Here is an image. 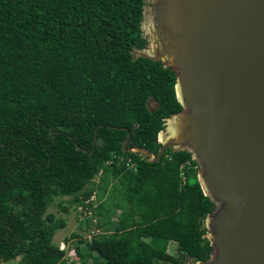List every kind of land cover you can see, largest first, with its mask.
I'll return each mask as SVG.
<instances>
[{
	"label": "trees",
	"instance_id": "1",
	"mask_svg": "<svg viewBox=\"0 0 264 264\" xmlns=\"http://www.w3.org/2000/svg\"><path fill=\"white\" fill-rule=\"evenodd\" d=\"M143 4L0 0V264L209 257L204 218L213 203L191 155L168 148L151 163L121 148L128 133L127 147L157 153L165 119L181 110L174 72L131 53L146 44ZM92 194L97 220L86 225L101 230L79 239L68 259L53 242L66 219L48 207L57 196L86 206Z\"/></svg>",
	"mask_w": 264,
	"mask_h": 264
},
{
	"label": "water",
	"instance_id": "2",
	"mask_svg": "<svg viewBox=\"0 0 264 264\" xmlns=\"http://www.w3.org/2000/svg\"><path fill=\"white\" fill-rule=\"evenodd\" d=\"M140 28L146 44L131 53L174 72L181 110L157 153L127 147L128 133L122 150L152 163L171 148L197 163L213 207L210 254L194 264H264V0H144Z\"/></svg>",
	"mask_w": 264,
	"mask_h": 264
},
{
	"label": "rangeland",
	"instance_id": "3",
	"mask_svg": "<svg viewBox=\"0 0 264 264\" xmlns=\"http://www.w3.org/2000/svg\"><path fill=\"white\" fill-rule=\"evenodd\" d=\"M154 104L155 102L153 100H150V108H152ZM69 199V196L54 197L53 202L48 207V211L54 213L56 216L65 217L66 219V226L55 233L53 242L55 244H58V246L60 247H64L66 257L68 259H71L75 254L74 246L78 244L79 239L89 238V236H91L92 234L90 231L94 228L87 227L86 225V219L90 218L88 217L89 214L84 215V212L80 210L78 206H74L73 204L69 203ZM94 202L97 203L96 200ZM61 206H67L68 211L64 212ZM94 208L91 209L92 214L94 212ZM116 213H118V211ZM92 217V222L93 219H95V221L97 220V217ZM100 230L101 229H99V231ZM73 234H78V236H73ZM167 251L172 255H178V251L176 250V243L170 242ZM5 264H18V260L9 261ZM182 264H194V261L193 259L187 257L184 258Z\"/></svg>",
	"mask_w": 264,
	"mask_h": 264
},
{
	"label": "built area",
	"instance_id": "4",
	"mask_svg": "<svg viewBox=\"0 0 264 264\" xmlns=\"http://www.w3.org/2000/svg\"><path fill=\"white\" fill-rule=\"evenodd\" d=\"M187 164H190V163L187 162ZM192 167H193L194 169H198V165H197V163H196L195 165H193ZM95 200H96V199H95V194H92V195L90 196L89 199H86V200L83 201L84 204H85L86 206H83L82 204H80V205H78V208L84 212V215H85V214H89L88 217H92L93 214H92L91 209H93V208L97 205V203L94 202ZM90 202L92 203V206H87L88 203H90ZM92 218H93V217H92ZM93 222H94V223L96 222L95 219H93ZM90 232L92 233V234H91V236H92V235H94V234H96V233H98V232H100V231H99V229H95V228H94V229H91ZM91 236H89V238H91ZM59 248L65 250L64 247H60V246H59Z\"/></svg>",
	"mask_w": 264,
	"mask_h": 264
},
{
	"label": "crops",
	"instance_id": "5",
	"mask_svg": "<svg viewBox=\"0 0 264 264\" xmlns=\"http://www.w3.org/2000/svg\"><path fill=\"white\" fill-rule=\"evenodd\" d=\"M96 181H97V180H94V182H96ZM104 199H106V194L104 195ZM117 211H118V213L120 212V210H117ZM118 213H117V214H118ZM115 219H116V215L112 217V220H115ZM171 242H174V241H171ZM169 244H170V242H169ZM169 244H168V245H169Z\"/></svg>",
	"mask_w": 264,
	"mask_h": 264
}]
</instances>
